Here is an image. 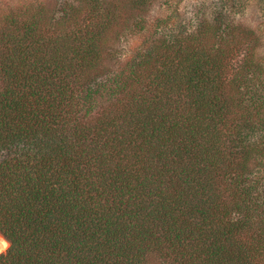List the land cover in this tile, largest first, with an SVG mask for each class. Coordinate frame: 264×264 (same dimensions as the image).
Returning <instances> with one entry per match:
<instances>
[{
    "label": "trees",
    "instance_id": "16d2710c",
    "mask_svg": "<svg viewBox=\"0 0 264 264\" xmlns=\"http://www.w3.org/2000/svg\"><path fill=\"white\" fill-rule=\"evenodd\" d=\"M251 1L0 0V264H264Z\"/></svg>",
    "mask_w": 264,
    "mask_h": 264
},
{
    "label": "rangeland",
    "instance_id": "374dc122",
    "mask_svg": "<svg viewBox=\"0 0 264 264\" xmlns=\"http://www.w3.org/2000/svg\"><path fill=\"white\" fill-rule=\"evenodd\" d=\"M1 1H4V3H9V5L15 4L16 6L19 5L23 7L25 3L28 4L31 1H35V0H1ZM37 1L44 4L47 7V9L50 10L51 12L54 11L56 0H37ZM119 1L124 2L125 0H119ZM166 1L168 0H151L152 2L151 4L147 6L145 5L143 7H139L138 10L143 11L144 9H146L148 11L149 16L157 17L161 13L163 14V11H165L167 6ZM200 1L204 2L206 0H181L178 9L181 11V9L183 8L184 9L183 12H190L194 8V6H196L197 3ZM249 5L250 7L247 10L248 12H246L243 18L240 19V23L248 28L254 29L257 32L263 33L264 32V26H262L263 20L261 19L260 12L256 8L255 1L252 0L249 3ZM33 6H35V2L33 3ZM52 14L54 15V12ZM123 27H127V25L122 23V26L117 28V31L113 33V39L111 41L113 45H111L110 43L108 45V50L106 52L107 54L106 63L109 68L112 66L114 62L115 52L117 50H119V57L123 59L127 55H130L131 51L136 50L137 46L141 43V40L139 39L140 37L131 36V33H129L128 31L125 32L120 31L123 30L122 29ZM118 32L121 34H118ZM114 36H116L117 38ZM0 238L3 239V241L7 244V247L3 248V250L0 251V254H3L7 252L10 245L1 235ZM153 264H158V263L154 262Z\"/></svg>",
    "mask_w": 264,
    "mask_h": 264
},
{
    "label": "snow or ice",
    "instance_id": "6c2138e0",
    "mask_svg": "<svg viewBox=\"0 0 264 264\" xmlns=\"http://www.w3.org/2000/svg\"><path fill=\"white\" fill-rule=\"evenodd\" d=\"M7 244L4 241H0V251L3 250V248H6Z\"/></svg>",
    "mask_w": 264,
    "mask_h": 264
},
{
    "label": "bare ground",
    "instance_id": "6f19581e",
    "mask_svg": "<svg viewBox=\"0 0 264 264\" xmlns=\"http://www.w3.org/2000/svg\"><path fill=\"white\" fill-rule=\"evenodd\" d=\"M1 241H3V239L0 238Z\"/></svg>",
    "mask_w": 264,
    "mask_h": 264
}]
</instances>
